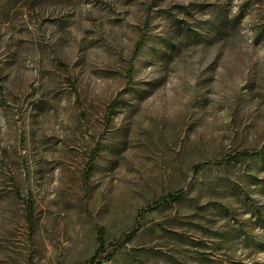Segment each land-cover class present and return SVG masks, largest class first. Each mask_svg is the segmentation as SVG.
<instances>
[{
    "label": "rangeland",
    "instance_id": "obj_1",
    "mask_svg": "<svg viewBox=\"0 0 264 264\" xmlns=\"http://www.w3.org/2000/svg\"><path fill=\"white\" fill-rule=\"evenodd\" d=\"M135 228L102 264H264V0H0V264Z\"/></svg>",
    "mask_w": 264,
    "mask_h": 264
},
{
    "label": "trees",
    "instance_id": "obj_2",
    "mask_svg": "<svg viewBox=\"0 0 264 264\" xmlns=\"http://www.w3.org/2000/svg\"><path fill=\"white\" fill-rule=\"evenodd\" d=\"M143 42V37L138 41L137 46L135 48V53L141 48ZM112 106V105H111ZM243 154H250V151H243ZM241 153H237L234 157H239ZM92 162L88 164V168L86 170L87 174L91 171ZM183 197L182 191H174L170 192L162 197H160L153 204L149 205L150 209L156 208L158 206L167 205L168 203L178 201ZM137 229H132L125 232L119 239L111 242H106L104 238L103 230L99 231L98 234V243L99 247L95 254L91 257L90 260L83 264H102L105 260L110 259L117 251H119L127 242H129L133 236L136 234Z\"/></svg>",
    "mask_w": 264,
    "mask_h": 264
}]
</instances>
